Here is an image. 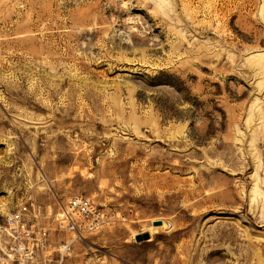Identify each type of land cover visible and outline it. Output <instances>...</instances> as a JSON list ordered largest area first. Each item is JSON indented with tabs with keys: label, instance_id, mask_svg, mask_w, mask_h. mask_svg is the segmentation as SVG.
<instances>
[{
	"label": "rangeland",
	"instance_id": "1",
	"mask_svg": "<svg viewBox=\"0 0 264 264\" xmlns=\"http://www.w3.org/2000/svg\"><path fill=\"white\" fill-rule=\"evenodd\" d=\"M74 193L67 264H264V0H0V222Z\"/></svg>",
	"mask_w": 264,
	"mask_h": 264
},
{
	"label": "built area",
	"instance_id": "2",
	"mask_svg": "<svg viewBox=\"0 0 264 264\" xmlns=\"http://www.w3.org/2000/svg\"><path fill=\"white\" fill-rule=\"evenodd\" d=\"M59 215L60 229L67 235L52 242L35 198L7 213L0 222V264H67L74 242L111 217L109 208L84 193L71 194Z\"/></svg>",
	"mask_w": 264,
	"mask_h": 264
},
{
	"label": "water",
	"instance_id": "3",
	"mask_svg": "<svg viewBox=\"0 0 264 264\" xmlns=\"http://www.w3.org/2000/svg\"><path fill=\"white\" fill-rule=\"evenodd\" d=\"M160 222H161L160 220H156V221L153 222V224H158V223H160ZM144 235H147V234H144ZM139 237H140V236H139ZM139 237H138V238H139Z\"/></svg>",
	"mask_w": 264,
	"mask_h": 264
}]
</instances>
